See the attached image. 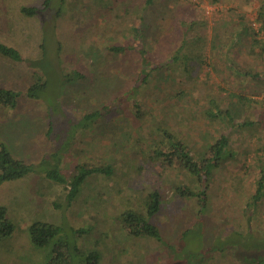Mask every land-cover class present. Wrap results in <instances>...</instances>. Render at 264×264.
I'll return each instance as SVG.
<instances>
[{
	"label": "rangeland",
	"instance_id": "rangeland-1",
	"mask_svg": "<svg viewBox=\"0 0 264 264\" xmlns=\"http://www.w3.org/2000/svg\"><path fill=\"white\" fill-rule=\"evenodd\" d=\"M42 3L0 0V42L21 56L0 55V87L18 93L13 105H0V148L32 167L0 184V206L14 226L0 239V264L47 263L57 239L38 247L29 236L43 222L62 229L73 264H88L92 251L97 264H222L214 247L229 228H245V208L264 177V0ZM31 7L38 14L21 11ZM146 62L155 68L139 85ZM102 104L110 109L107 131L83 130V116ZM215 107L222 115L211 118ZM161 127L196 157L225 134L233 157L207 179L153 162ZM81 161L109 164L113 173L92 174L67 202L68 188L45 173L57 167L70 177ZM177 186L203 196L178 195ZM155 190L161 207L148 221L159 239L129 234L123 214L146 216ZM251 224L264 229V195Z\"/></svg>",
	"mask_w": 264,
	"mask_h": 264
},
{
	"label": "trees",
	"instance_id": "trees-1",
	"mask_svg": "<svg viewBox=\"0 0 264 264\" xmlns=\"http://www.w3.org/2000/svg\"><path fill=\"white\" fill-rule=\"evenodd\" d=\"M51 0H43L42 5L48 7ZM148 3L151 0H147ZM22 12L28 15L38 14V8H22ZM140 32V27H137L136 32ZM125 49L122 46H109L110 52L120 53ZM143 53V52H141ZM0 55L4 58L12 60H21V56L17 49L8 46L0 42ZM89 56V54H87ZM82 57H85L82 55ZM177 60V57L172 58ZM146 58L142 56V62L145 63ZM187 61V60H186ZM186 61H184L185 65ZM147 71L143 73V69L139 74V85L144 83L149 78V73L155 68L154 64H148L146 62ZM110 72L109 68H104V71ZM237 73L241 76H249L251 78L258 77L257 73H251L245 71L244 68L236 69ZM81 76V75H80ZM137 83V85H138ZM119 87V82L116 84ZM138 85V86H139ZM109 88H105V92ZM111 93V91H110ZM18 93L0 87V105L11 106L16 102ZM118 98V97H117ZM107 99H111V95L107 96ZM107 100V103H109ZM110 107V105L108 104ZM210 109V108H209ZM110 109H107V104H102L100 107L94 108L90 113L83 116L81 127L83 130L94 128L95 131L106 132L108 122L105 118L109 115ZM222 115L219 108L215 107L210 111V117ZM100 122L104 123L101 125ZM249 122H244L239 125H247ZM106 124V125H105ZM112 127V126H111ZM111 130V128H110ZM161 142L151 152L149 157L153 162H160L162 165L171 167L173 165L179 166L185 169L189 174L196 178L207 179L212 169L218 168L219 165L226 159L233 157V152L228 150V138L225 134H221L215 142L209 144L205 154L200 156H192L187 150L185 143L174 132H171L167 128L161 127L159 129ZM59 162V161H58ZM57 162V163H58ZM156 162V163H158ZM32 171L30 165L25 164L24 161L16 160L10 152L2 146L0 148V184L4 181L15 180L22 178L27 173ZM105 174L111 175L113 173L109 164L96 165L87 162H78L74 164L73 173L70 177L67 175L64 177L57 167L49 170L45 173V176L53 183L67 187L66 199L67 202H71L78 195L82 185L92 174ZM176 193L181 196L199 197L203 196V189L198 192H193L186 186H177ZM264 195V177L260 176L255 185V193L251 196L250 202L247 203L245 211L247 214L245 228L232 227L227 232L222 233V240L216 243L214 248L222 249V264H264V229L252 227V219L254 215H257V208L260 205ZM161 193L157 190L150 192L145 204L146 216L135 211H126L123 214V221L128 226V232L134 236H147L159 239V230L151 224V217L157 214L161 207ZM14 230L13 224L6 218V209L0 206V239L9 237ZM61 228L49 223H35L29 229V236L31 242L38 247H46L50 241L54 238L57 241L54 243L52 249V256L50 260L45 264H73L74 253L71 254V246L69 243L62 239ZM83 229L77 230L76 234L84 233ZM219 249L217 251H219ZM88 264H97L99 255L96 251H92L87 254ZM91 261H94L93 263Z\"/></svg>",
	"mask_w": 264,
	"mask_h": 264
}]
</instances>
